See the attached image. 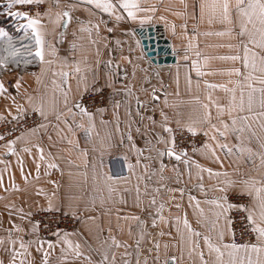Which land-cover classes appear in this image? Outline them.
<instances>
[{
    "label": "crops",
    "instance_id": "obj_1",
    "mask_svg": "<svg viewBox=\"0 0 264 264\" xmlns=\"http://www.w3.org/2000/svg\"><path fill=\"white\" fill-rule=\"evenodd\" d=\"M40 2L41 46L32 29L17 30L26 20L0 27L12 37H0V123L29 111L42 120L11 140L12 152L9 141L0 146V264H45V254L47 264H229L222 198L248 195L252 225L264 227L256 17L241 16L237 0H135V20L122 0H101L111 12L86 0ZM65 11L72 19L63 29ZM152 31L168 42L174 64L153 62L142 44ZM99 89L109 90L104 108L85 114L74 106ZM189 128L203 134L202 145L167 155L173 131ZM38 210L79 214V231L40 236L30 221ZM234 258L264 264V251L241 249Z\"/></svg>",
    "mask_w": 264,
    "mask_h": 264
},
{
    "label": "built area",
    "instance_id": "obj_2",
    "mask_svg": "<svg viewBox=\"0 0 264 264\" xmlns=\"http://www.w3.org/2000/svg\"><path fill=\"white\" fill-rule=\"evenodd\" d=\"M45 10L44 4L34 2L31 5H16L12 11H28L36 18ZM6 11V10H5ZM39 13V15H37ZM8 87H12L10 82ZM108 89L90 90L84 93L79 104L87 112L102 109L106 106ZM42 123L41 117L36 112H25L13 121L0 123V144L11 141L12 139L24 134L27 131L36 129ZM190 132L188 130L177 129L172 133V140L175 139V146L171 144L172 150L183 155L199 148L202 145L204 136L201 133ZM227 203L234 205H245L248 209L251 205V198L248 195H230ZM248 212L241 211L234 207L229 209V226L231 233V243L254 244L256 233L252 231V224L247 220ZM37 233L43 237H51L61 233H76L79 231L81 217L79 214L65 213L52 210H38L31 216Z\"/></svg>",
    "mask_w": 264,
    "mask_h": 264
},
{
    "label": "snow or ice",
    "instance_id": "obj_3",
    "mask_svg": "<svg viewBox=\"0 0 264 264\" xmlns=\"http://www.w3.org/2000/svg\"><path fill=\"white\" fill-rule=\"evenodd\" d=\"M34 2L39 3L40 0H8L7 2V6H6V11H7V15L9 17H15L17 19H22V20H26L27 23L26 24H22L19 26V28L17 29L18 31H26L27 29H32L33 34L35 35V42L38 46H41L43 41L40 37V35L37 33L36 31V25L40 23V21L38 19L33 18L28 11H12L13 7L16 5H20V6H25V5H31ZM86 2L88 4H94L97 8H102L104 12H111L114 5L110 2H101V0H86ZM121 7L125 10H127V14L128 16L135 20L136 16L135 13L132 11V9H135L138 7L137 3L135 2V0H122V4ZM237 8L241 14V16H246L248 18V22L249 23H254L253 22V16L256 17V21L259 24V28L257 29V31L259 32L260 36H261V43H260V47L264 48V0H248V3L245 5L244 4V0H237ZM223 11H224V19L228 20V11H229V4L227 2H225L223 4ZM37 15H39V13H37ZM63 17H67L68 18V22L71 21L72 17L70 15L69 12L65 11L62 13ZM117 19H119V17H117ZM141 23H143V21H141ZM65 27L67 26V24L64 25ZM255 26V25H254ZM98 28V25L96 26ZM83 30V29H82ZM221 35L223 33H220ZM0 37H7L9 41H11L12 37L8 34V32H6L3 28H0ZM247 51V49H246ZM35 55L37 57H39L41 60H43V50L42 47H38ZM233 59H235L236 57H232ZM4 61L0 60V65H3ZM78 70V69H77ZM66 75V74H65ZM3 90V85L0 84V91ZM261 91H264V89H261ZM75 107H80L79 104L74 105ZM82 111L87 114V110L86 109H82ZM190 132H193L192 128L188 129ZM165 131L167 132H171L172 129L165 127ZM195 134V133H193ZM0 139H3V137H0ZM129 139H131V137H129ZM163 142V141H161ZM13 144L14 141H9L7 144V147L9 149L10 152L13 151ZM172 145H173V149L175 146V139L173 138L172 140ZM205 147H207V145H205ZM221 147H226L225 145H221ZM27 150V149H26ZM161 156H163L165 153L161 152L159 153ZM186 154V152H185ZM167 155L169 156H173L175 155L174 150H168L167 151ZM176 159L179 160L180 156L176 155ZM209 171L211 172V170L209 169ZM260 189H257V192H259ZM223 201L226 204V208L225 211L228 209H232L234 207L239 208L241 211H247L248 212V216H247V220L249 221L250 224H255V221L253 219V215L251 210H249L245 205L241 204V205H234L231 203H227V196H224ZM154 202V201H153ZM220 207H223V205H219ZM262 211L260 213V220L262 222H264V202L261 203L260 205ZM185 224L187 226V220H185ZM15 227V226H14ZM191 230V229H189ZM252 231H254L255 233H257V240L262 242L260 244H236V243H231V244H224L223 247L225 249H231V251L229 252V256L233 257L232 260H230L229 264H236V260H235V253L239 252L241 249L247 250L249 248H251L253 251L260 253L261 251H264V227L261 226H256L252 228ZM196 235H199V233H196ZM220 239L221 241L223 240V233L220 234ZM206 243H208V247L215 251L218 254V259L219 257L223 256V253L220 250V247H216L213 244H211L208 241V238H205ZM119 246V245H117ZM21 248H24L25 245L23 244V242H21L20 245ZM79 246L77 245V248ZM77 255H80L79 252H77ZM47 254H45V264H47V260H46ZM201 258L203 259V254H201ZM107 260V256L104 257V261ZM12 264H15V257H13L12 260ZM21 264H24L23 261H21ZM101 264H103V261L101 262ZM205 264H207V262H205ZM240 264H243V261L240 262ZM247 264H253V261L251 260V258L248 259Z\"/></svg>",
    "mask_w": 264,
    "mask_h": 264
},
{
    "label": "water",
    "instance_id": "obj_4",
    "mask_svg": "<svg viewBox=\"0 0 264 264\" xmlns=\"http://www.w3.org/2000/svg\"><path fill=\"white\" fill-rule=\"evenodd\" d=\"M67 24V17H65L62 28ZM142 44L145 50H149L150 57L157 65H171L175 63L176 54L170 50L169 44L166 40L160 39L155 32H150L144 39Z\"/></svg>",
    "mask_w": 264,
    "mask_h": 264
},
{
    "label": "rangeland",
    "instance_id": "obj_5",
    "mask_svg": "<svg viewBox=\"0 0 264 264\" xmlns=\"http://www.w3.org/2000/svg\"><path fill=\"white\" fill-rule=\"evenodd\" d=\"M3 1H5V0H0V5H1V8H0V13H1V15L5 18V17H7L8 15H7V11H5L6 10V6H7V3H4ZM22 20V19H21ZM20 19H17V18H15V17H13L11 20H9V22H8V27L9 28H11V29H15L14 28V23H16V22H19V21H21ZM26 133V132H25ZM3 144H5V143H3ZM3 144H0V146L1 145H3ZM29 220H30V218H28ZM31 221V220H30ZM253 226V225H252ZM254 227V226H253ZM0 234H3V232H0ZM256 235H257V233H256Z\"/></svg>",
    "mask_w": 264,
    "mask_h": 264
},
{
    "label": "trees",
    "instance_id": "obj_6",
    "mask_svg": "<svg viewBox=\"0 0 264 264\" xmlns=\"http://www.w3.org/2000/svg\"><path fill=\"white\" fill-rule=\"evenodd\" d=\"M0 8H1V5H0ZM13 17H9V16H7V17H3L2 15H1V13H0V27H6L7 28V30L8 29H11V28H9L7 25H8V22H9V20H11ZM11 34V33H10Z\"/></svg>",
    "mask_w": 264,
    "mask_h": 264
}]
</instances>
